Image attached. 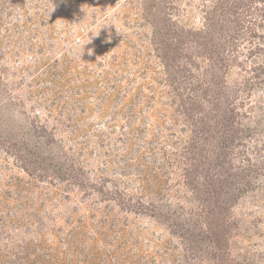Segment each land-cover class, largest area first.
Listing matches in <instances>:
<instances>
[{"label": "rangeland", "instance_id": "obj_1", "mask_svg": "<svg viewBox=\"0 0 264 264\" xmlns=\"http://www.w3.org/2000/svg\"><path fill=\"white\" fill-rule=\"evenodd\" d=\"M0 264H264V0H0Z\"/></svg>", "mask_w": 264, "mask_h": 264}, {"label": "clouds", "instance_id": "obj_2", "mask_svg": "<svg viewBox=\"0 0 264 264\" xmlns=\"http://www.w3.org/2000/svg\"><path fill=\"white\" fill-rule=\"evenodd\" d=\"M79 43V41H77ZM88 44V43H87ZM84 51H85V46H84ZM84 53V52H83ZM93 53V49H88V54L89 55H92ZM83 55V54H82Z\"/></svg>", "mask_w": 264, "mask_h": 264}]
</instances>
